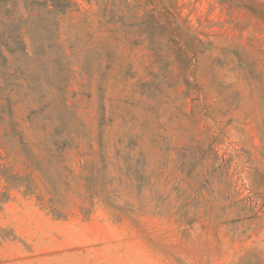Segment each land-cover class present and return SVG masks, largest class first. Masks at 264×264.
<instances>
[{"label":"rangeland","instance_id":"rangeland-1","mask_svg":"<svg viewBox=\"0 0 264 264\" xmlns=\"http://www.w3.org/2000/svg\"><path fill=\"white\" fill-rule=\"evenodd\" d=\"M13 1L0 264H264V0Z\"/></svg>","mask_w":264,"mask_h":264},{"label":"trees","instance_id":"trees-1","mask_svg":"<svg viewBox=\"0 0 264 264\" xmlns=\"http://www.w3.org/2000/svg\"><path fill=\"white\" fill-rule=\"evenodd\" d=\"M11 1L13 0H0V40L6 45L22 44L19 24H16L14 13L9 9Z\"/></svg>","mask_w":264,"mask_h":264}]
</instances>
